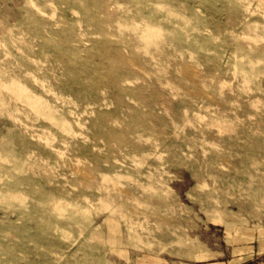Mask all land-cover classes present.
Masks as SVG:
<instances>
[{
    "label": "rangeland",
    "instance_id": "374dc122",
    "mask_svg": "<svg viewBox=\"0 0 264 264\" xmlns=\"http://www.w3.org/2000/svg\"><path fill=\"white\" fill-rule=\"evenodd\" d=\"M258 238L264 0H0V264H227Z\"/></svg>",
    "mask_w": 264,
    "mask_h": 264
},
{
    "label": "crops",
    "instance_id": "0c3cea01",
    "mask_svg": "<svg viewBox=\"0 0 264 264\" xmlns=\"http://www.w3.org/2000/svg\"><path fill=\"white\" fill-rule=\"evenodd\" d=\"M255 239L251 242L244 241L237 248H235L233 253V258L228 261L227 264H243L248 260H255L261 255H264V241L261 242Z\"/></svg>",
    "mask_w": 264,
    "mask_h": 264
}]
</instances>
